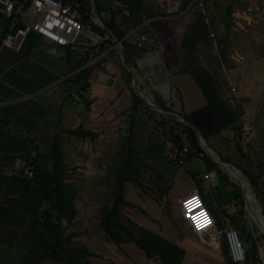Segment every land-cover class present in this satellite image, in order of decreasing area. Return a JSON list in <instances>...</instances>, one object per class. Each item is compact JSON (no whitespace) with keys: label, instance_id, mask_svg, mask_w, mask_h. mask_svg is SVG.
I'll return each mask as SVG.
<instances>
[{"label":"crops","instance_id":"crops-1","mask_svg":"<svg viewBox=\"0 0 264 264\" xmlns=\"http://www.w3.org/2000/svg\"><path fill=\"white\" fill-rule=\"evenodd\" d=\"M84 1L88 4L91 20L99 18L108 32L105 31L103 35L93 27L87 29L86 33L91 38L82 36V46L75 50L55 46L37 35L30 37L22 52L1 48V41L8 30V20L0 16V264H67L40 258L36 253L41 240L37 217L47 208L44 201L46 172L54 169L50 152L59 138H62L61 149L66 142L75 138L69 135L70 130L97 132L95 142L110 131L106 122L109 121L112 108L125 95L129 81L128 69L120 64L122 61L115 38L121 40L122 45L123 41L126 42L123 57L151 87L156 99L160 98L168 106L183 105L187 115L207 104L191 69L186 67L193 60L195 50L192 37L198 15L194 8L196 4L179 0L183 4L182 14L167 17L151 0H131L132 15L125 17L112 7L115 0H92L91 5L87 0ZM167 1L170 3L172 0ZM212 1L215 7V1ZM216 13L219 12L216 10ZM237 15L239 13L234 12L231 17L236 18ZM117 31L125 36L117 38ZM140 34L146 35L147 41L142 42ZM202 66L211 72L208 67ZM86 70L88 80L80 77ZM86 82H89V86L84 92L82 87ZM188 103H195L198 108L186 110ZM175 116L182 118L178 114ZM100 124L103 133L97 130ZM76 137L81 140L90 139L78 135ZM31 153L36 154L32 165L38 169L32 179L21 171L23 161L29 160ZM240 168L249 171L248 167ZM180 170L181 167L176 169L170 166L167 167V174L175 171L179 175ZM182 170L187 177L191 176L195 186L182 194L179 201L192 191L199 190L206 206L214 217H219V224L224 229L232 226L242 233L247 228L253 235L246 214L251 215L249 206L256 210L257 195L254 190L250 188L256 202L250 203L248 200L247 205V196L245 202L229 181L214 183L218 174L213 179L206 178L210 172L217 173L213 164L200 160L188 161ZM223 171L228 173L224 167ZM246 177L249 180V176ZM178 179L175 176L170 182L172 188ZM85 198L92 200V195H83ZM139 226L144 227L141 224ZM75 230L76 240L81 242V248L86 251L79 257L77 264H100L94 263V258L102 260L104 255L107 264L123 263L130 257L126 248L134 243L117 245L107 239L104 230L103 239L96 232ZM152 231L183 248L182 244L170 238L172 234L168 230L159 228ZM218 231L216 224V227L204 231L205 234L197 236L202 242L201 237L208 239ZM96 235L99 237L96 241L106 251L102 255L89 245L83 246L87 239H96ZM116 249L122 250V256ZM245 249L247 263H250L255 257L247 245ZM261 256L264 260V253ZM147 262L162 264L158 259L148 258Z\"/></svg>","mask_w":264,"mask_h":264},{"label":"rangeland","instance_id":"rangeland-1","mask_svg":"<svg viewBox=\"0 0 264 264\" xmlns=\"http://www.w3.org/2000/svg\"><path fill=\"white\" fill-rule=\"evenodd\" d=\"M87 1L91 5L92 0ZM214 1L216 8L212 6L213 1L212 3L210 0L206 1L205 15H202L197 4L194 7L198 15L193 26L195 31L192 40L195 50L193 49L192 66L197 68L195 65L199 64L210 69V73L216 78L215 83L220 96L230 108L238 112L239 119L234 128L228 127L222 130L207 143L223 161L234 164L239 170L240 167H248L252 175L249 180L247 175L240 172L250 188L256 192L255 207L256 210L261 211L264 220V0ZM190 2L191 0H187V3ZM216 10L219 13H216ZM234 12L239 13L236 18L231 17ZM206 19L209 20L208 23ZM187 44L188 41L184 46L186 47ZM230 83L236 87L245 105H238L232 101ZM137 87L145 91L143 85L137 82L134 87L133 78L129 79L125 95H122L120 103L112 108L109 121L106 122L110 126V131L105 132L96 142L90 139L81 140L74 136L75 138L70 139L63 146L64 178L65 183L71 188L67 197L81 213V215L77 214L69 226L63 222L65 243L73 250L77 249L75 254L79 259L83 253L79 250L81 242L75 238L76 228L84 229V232L88 233L96 232L103 239L101 221L105 208L112 207L116 196L122 193L127 203L121 206L124 223L132 227L131 229L133 225L128 223L129 221L152 230L159 228L168 230L172 234L170 238L182 244L186 251L183 264H230L224 253V242H222L223 253L218 254L209 245L202 243L197 233L190 229L191 226L182 215L178 198L195 186V181L191 176L187 177L182 168H186L188 161L200 160L211 163L216 168L219 177L213 181L214 183L229 181L245 200L244 190L231 169L214 161L203 149L200 157L189 158L188 155L184 158L183 164L172 165L176 169L181 167L180 176L175 171L165 173L167 175L163 173L158 151V154L147 156L141 163L132 161L131 167L134 168L128 166L125 169L128 155L133 150L132 145H138L137 141L130 139L131 131L136 134L140 132L142 138L148 137L147 135L151 133L162 137L170 127L168 124L160 125L162 116L147 109L142 112L146 120L138 126L145 129L140 131L135 128L133 131L131 122L136 119L130 117L132 113L129 109L134 103L133 94L141 97ZM191 108H198V105L188 103L186 110ZM174 110L179 112L180 108L174 106ZM169 114L176 117L175 113ZM245 125H250L252 128L247 134V139L243 141L241 133ZM102 128L101 125L97 130L102 131ZM156 143L154 139H146L145 145L148 151L155 149V146L160 149V144ZM172 147L171 142L165 143L168 160L174 159ZM223 167L228 173L223 171ZM171 174L175 175L171 176ZM175 176L179 179L164 197L159 190L163 184L162 179L165 180V184L171 185L170 182ZM89 194L92 195V200L87 198L84 200L83 195ZM49 208L50 205L47 203L46 210ZM246 216L250 221V229H253V235L249 229L243 228L241 237L245 248L247 245L256 255L249 264H264L261 256L264 253V230L254 222L250 213ZM202 234L205 232L203 231ZM98 235L95 236L96 239H87L83 246L89 245L102 255L106 251L96 241L99 239ZM126 249L130 257L123 263L117 262L118 264H150L144 252L135 244L128 245ZM116 252L122 256V250L116 249ZM104 257L100 258L102 260L94 258L95 262H93L107 264L106 255Z\"/></svg>","mask_w":264,"mask_h":264},{"label":"trees","instance_id":"trees-1","mask_svg":"<svg viewBox=\"0 0 264 264\" xmlns=\"http://www.w3.org/2000/svg\"><path fill=\"white\" fill-rule=\"evenodd\" d=\"M83 1V6L81 8L82 19L84 23H91L93 29L97 30L101 34L105 35L106 32L103 31L99 26L91 21V16L88 13V4ZM116 37L122 39L125 34L116 32ZM126 42L123 41V48L126 51ZM193 60L187 65V69H191L194 77L197 80L200 88L203 91V94L206 97L207 104L190 113L184 114L183 105L177 104L180 108V111L174 110V106H168L165 102L160 100L157 97L158 103L169 113H175L181 116L184 120L190 122L193 127L201 133V135L208 141L211 137L219 134L222 130L228 127H235L237 120L239 119V114L236 110L229 107L228 103L222 99L220 96L215 80L216 78L208 72L203 66L196 64L197 68L192 66ZM128 72V71H127ZM129 79L132 78L130 72H128ZM88 80V71H84L80 77ZM89 86V82H86L82 87V90L85 92ZM133 106L129 109L131 118L136 119L132 120L131 124L133 131L135 128L140 129V131L145 128L138 126L143 123L146 119L142 115L144 110H151L155 114H160L162 116V121L160 125L168 124L170 127L168 132L163 133L162 137H157L153 133L147 135L148 137H141L139 134L132 133L130 139L137 141L138 145H132L133 150L130 151L128 159L126 161L125 169L131 167V162L135 161L141 163L147 158V156H155L159 153V159H161L163 173H167V167L172 165H179L183 162L184 158L189 155V158L200 157L203 153V150L197 139L195 129L184 126L178 122L167 119L162 113L152 109L148 106L142 97H139L136 94H133ZM142 129V130H141ZM69 135H78L82 138H90L95 140L98 137L97 132L91 130H70L68 131ZM181 134H184L191 146V150L187 153L182 159L179 160L177 155L183 151L184 148V139ZM146 139H151L157 141L156 144H160L159 148L149 150L145 145ZM62 138H59L56 145L50 152V157L54 161V169L52 171H47V185L44 195V201L49 203L50 208L43 211L37 217V225L41 229V240L37 248V255L40 258H48L53 261H60L67 264H77L79 262L78 256H76L75 251L65 243V229L63 227V222H66L69 226L73 223V220L76 218L78 211L75 208L72 200L67 197L71 188L65 183V170L62 157L61 149ZM171 142L173 147L171 152L174 153V159H166L168 153H165V143ZM141 147V148H140ZM193 150V152H192ZM158 151V153H157ZM139 154H142L141 156ZM164 155V156H162ZM155 158V157H154ZM166 160L168 162H166ZM134 168V167H131ZM243 174L251 177L252 175L247 169L240 168ZM38 169H34V175L37 173ZM166 175V174H165ZM160 186V193L165 197L168 192L172 189L171 185L164 183ZM202 195V194H201ZM203 197V195H202ZM127 204L123 194L120 193L116 196L114 204L110 208H105L104 216L101 221V228L105 231L106 237L108 240L116 243L117 245L132 242L137 247H139L149 258L150 260L158 259L162 264H183L184 258L186 256V251L178 245L170 242L160 234L149 230L145 227H140L134 222L129 221L132 227H129L128 224L124 223L122 220L121 206ZM211 211V210H210ZM212 212V211H211ZM214 216V214H213ZM216 224L219 230H224L222 224H219V217L215 216ZM82 253H86L85 250L79 248ZM224 253L228 257V252L224 246ZM256 255L253 254V257ZM230 264H234L229 260ZM245 264H249L246 263Z\"/></svg>","mask_w":264,"mask_h":264},{"label":"built area","instance_id":"built-area-1","mask_svg":"<svg viewBox=\"0 0 264 264\" xmlns=\"http://www.w3.org/2000/svg\"><path fill=\"white\" fill-rule=\"evenodd\" d=\"M155 2L167 17H176L182 14L183 4L179 0H151ZM197 4L201 13L206 14L207 0H191ZM83 6L82 0H0V16L8 20V30L1 41V48H11L17 52H22L30 37L37 35L49 43L71 49L81 47L80 39L88 36L86 31L91 29V23H84L81 14ZM112 7L122 13L125 17H131V0H115ZM79 15H78V14ZM97 24L94 17L91 20ZM207 23L209 22L206 19ZM214 37V34H212ZM142 42L147 41V36L140 34ZM231 88V99L238 105H245L234 85ZM250 125H245L241 133L243 141L247 139V134L251 130ZM184 148L177 157L182 159L190 152L191 146L184 134ZM36 157L35 153L30 154V159L23 161L21 171L29 178L34 177V166L32 160ZM217 176L216 172H210L206 178L213 179ZM189 202L191 207H189ZM181 211L193 229L199 235L202 231L216 227V220L210 209L206 206L199 190L192 191L180 200ZM202 242L209 244L216 253H223L222 242L228 252V259L234 264H245L247 261V251L245 249L241 233L236 227H228L211 234L210 237H201Z\"/></svg>","mask_w":264,"mask_h":264},{"label":"water","instance_id":"water-1","mask_svg":"<svg viewBox=\"0 0 264 264\" xmlns=\"http://www.w3.org/2000/svg\"><path fill=\"white\" fill-rule=\"evenodd\" d=\"M97 25L104 31H107V29L105 28V26L103 25L102 21L98 18L97 20ZM108 32V31H107ZM111 34V33H110ZM115 43H116V47L119 51V54H120V57H121V61L123 63V65L128 69V71L131 73L132 75V78H133V86L136 87V83H140L141 85H143L145 87V91L141 90L139 87H137L140 92H141V97L142 99L145 101V103L147 105H149L152 109L162 113L163 115H165V117L169 120H172V121H175V122H178L184 126H188V127H191L193 129H195L193 127V125L184 120L183 118H176V117H173L172 115L169 114L168 111H166L157 101L156 99V96L153 92V90L151 89V87L145 82L143 81L139 76L138 74L134 71V69L132 68V66L123 58V45H122V41L121 40H118V39H114ZM195 132H196V135H197V139L199 141V144L201 146V148L208 154L212 157V159L214 161H216L217 163L221 164L222 166L226 165L228 166L229 169L231 170H235L236 172H240V170L234 165V164H231V163H227L225 161H223V159L218 155V153L213 150L207 143V141L205 140V138L201 135V133L199 132V130L195 129ZM237 180L239 182H244L245 184H247V187L244 186V185H241V187L243 188L244 190V193L245 195L247 196L248 198V191L251 192V189L248 185V183L243 179L242 175H238L237 176ZM253 194V193H252ZM254 196V194H253ZM247 205H249L248 203V199H247ZM249 210L251 211L252 209L249 207ZM157 260V259H156Z\"/></svg>","mask_w":264,"mask_h":264},{"label":"bare ground","instance_id":"bare-ground-1","mask_svg":"<svg viewBox=\"0 0 264 264\" xmlns=\"http://www.w3.org/2000/svg\"><path fill=\"white\" fill-rule=\"evenodd\" d=\"M224 166L228 167L226 165H224ZM232 173H233L234 177H236V178H237L238 175H241V173L236 172L235 170H232ZM240 184L247 187V184H245L244 182H240ZM248 200H249L250 203H255L256 202L255 197L253 196L252 192H250V191H248ZM251 216H252L254 222L257 223L260 226V228H262L264 230V220H263V218L261 216V211L252 209L251 210ZM209 229H212V228H209Z\"/></svg>","mask_w":264,"mask_h":264},{"label":"clouds","instance_id":"clouds-1","mask_svg":"<svg viewBox=\"0 0 264 264\" xmlns=\"http://www.w3.org/2000/svg\"><path fill=\"white\" fill-rule=\"evenodd\" d=\"M189 207H191V204L189 205Z\"/></svg>","mask_w":264,"mask_h":264},{"label":"snow or ice","instance_id":"snow-or-ice-1","mask_svg":"<svg viewBox=\"0 0 264 264\" xmlns=\"http://www.w3.org/2000/svg\"><path fill=\"white\" fill-rule=\"evenodd\" d=\"M192 202H189V204H191Z\"/></svg>","mask_w":264,"mask_h":264}]
</instances>
